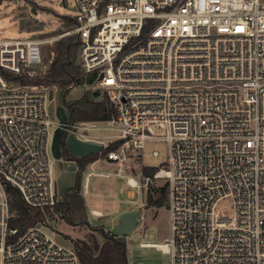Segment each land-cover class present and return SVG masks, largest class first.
Masks as SVG:
<instances>
[{
  "label": "built area",
  "instance_id": "1",
  "mask_svg": "<svg viewBox=\"0 0 264 264\" xmlns=\"http://www.w3.org/2000/svg\"><path fill=\"white\" fill-rule=\"evenodd\" d=\"M80 72L94 73L113 105L121 164L147 153L165 160L169 236L140 242L171 264H264V0H73ZM55 37L0 38V264H82L45 221L17 234L5 185L32 207L56 200L51 142L59 125L48 85L28 80ZM53 110V112H52ZM96 121L64 135L97 141ZM96 143V142H95ZM87 177L83 183L86 191ZM133 179V181L130 180ZM229 200L230 211H220ZM92 213L99 215L92 211ZM164 245L165 248L162 246Z\"/></svg>",
  "mask_w": 264,
  "mask_h": 264
},
{
  "label": "rangeland",
  "instance_id": "2",
  "mask_svg": "<svg viewBox=\"0 0 264 264\" xmlns=\"http://www.w3.org/2000/svg\"><path fill=\"white\" fill-rule=\"evenodd\" d=\"M76 8L73 0H1L0 1V38H39L47 39L55 37L53 41L42 43V63L37 72H45L57 56V42L69 36L62 34L71 30V27L58 31L60 16L75 15ZM79 52V45H78ZM78 59V57H77ZM94 74V73H92ZM91 73H83L79 83L64 90L61 86L48 85L52 96V106L70 103L88 94L93 99H101L103 93L97 89L95 74L92 81L89 80ZM36 83V82H35ZM97 92V91H96ZM53 112V110H52ZM67 112V109H66ZM100 126L95 130L88 131L95 136L96 143L105 147L107 143L115 139V123L96 121ZM151 143L145 146V153L141 156H129L121 164L118 161H109L105 157H99L91 164L85 166L82 174L81 190L84 186V174L87 171L108 172L107 175L90 174L86 191L83 194L87 208V218L93 226L101 227L110 231L117 222L120 214L137 210L140 214L137 226L129 234L123 235L126 246L127 264H171L170 254L157 249L154 246H142L140 242L163 243L169 236V208L168 201L161 206L147 204L148 191L153 197L159 195L158 187L164 184L163 179L153 180L147 187L135 188L127 182V177L142 183V167L156 166L165 160V143L155 146L162 151V157L152 158L147 149ZM77 162L73 159H53V177L55 180L56 196L61 198V192L74 184ZM168 197V196H167ZM229 200L220 201L217 208L220 211L229 212ZM91 208L100 210L103 214L96 216L90 212ZM47 231L60 243L72 246L73 239L86 240L91 246L96 240L101 243L103 236L98 231L87 225H70L56 213L48 215L45 219Z\"/></svg>",
  "mask_w": 264,
  "mask_h": 264
},
{
  "label": "trees",
  "instance_id": "3",
  "mask_svg": "<svg viewBox=\"0 0 264 264\" xmlns=\"http://www.w3.org/2000/svg\"><path fill=\"white\" fill-rule=\"evenodd\" d=\"M1 1V0H0ZM77 22L69 15L60 16V26L57 32L74 26ZM78 45L79 40L76 34H70L57 42V56L50 67L42 74L33 75L29 82H42L45 85L61 86L66 90L70 86L77 84L82 79L78 65ZM92 74V73H91ZM92 74L89 80L93 79ZM97 91V92H96ZM99 90L93 93L98 95ZM67 109L70 121H110L115 115V109L105 95L101 99H93L88 94L83 95L78 100L62 104ZM122 142L121 139L111 140L103 149L94 154L77 157L62 149V156L65 159H73L77 162L74 184L61 192V198L57 197L52 206L44 208L27 205L19 190L9 184L5 185L8 194L9 208L12 216L8 219V226L16 228L17 234L27 227L45 221L48 215L56 213L66 223L70 225H87L98 231L103 236L101 243L96 240L91 246L86 240L73 239L72 246L76 250L78 258L82 264H127L126 244L122 236H114L110 231H105L101 227L93 226L87 218V208L81 190L82 174L85 166L99 157H105L110 150L116 149ZM157 169L156 166H143V175H152ZM159 195L153 197L148 191L146 196L147 204L161 206L167 203V184L158 187Z\"/></svg>",
  "mask_w": 264,
  "mask_h": 264
},
{
  "label": "water",
  "instance_id": "4",
  "mask_svg": "<svg viewBox=\"0 0 264 264\" xmlns=\"http://www.w3.org/2000/svg\"><path fill=\"white\" fill-rule=\"evenodd\" d=\"M55 115L59 125L53 132L51 142V152L55 159L62 156V149L77 157H82L98 153L103 149V145L95 142H86L79 140L73 134L64 135V127L68 123V115L62 104L55 106ZM140 214L137 210L126 211L118 217L117 222L111 227L110 233L114 236H123L129 234L137 226Z\"/></svg>",
  "mask_w": 264,
  "mask_h": 264
},
{
  "label": "crops",
  "instance_id": "5",
  "mask_svg": "<svg viewBox=\"0 0 264 264\" xmlns=\"http://www.w3.org/2000/svg\"><path fill=\"white\" fill-rule=\"evenodd\" d=\"M93 162V161H92ZM92 162H90V164L92 163ZM89 164V163H88ZM88 174V177H87V183H88V178H89V175L90 174H99V175H107L108 174V172H103V171H94V170H91V171H87L85 174H84V182H85V176ZM82 193L84 194L85 192H83L82 191ZM92 211H94V212H96V213H99V215H96V214H94V215H96V216H101L103 213L100 211V210H98V209H95V208H91L90 209V212L92 213ZM167 237H165V239H166Z\"/></svg>",
  "mask_w": 264,
  "mask_h": 264
},
{
  "label": "bare ground",
  "instance_id": "6",
  "mask_svg": "<svg viewBox=\"0 0 264 264\" xmlns=\"http://www.w3.org/2000/svg\"><path fill=\"white\" fill-rule=\"evenodd\" d=\"M130 180H131V181H133V179H132V178H130ZM162 246L165 248V246H164V245H162Z\"/></svg>",
  "mask_w": 264,
  "mask_h": 264
}]
</instances>
